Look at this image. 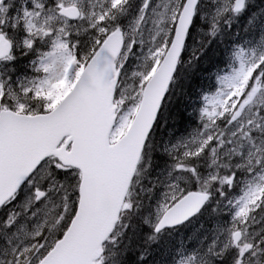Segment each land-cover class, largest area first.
I'll return each instance as SVG.
<instances>
[{
    "label": "snow or ice",
    "instance_id": "obj_1",
    "mask_svg": "<svg viewBox=\"0 0 264 264\" xmlns=\"http://www.w3.org/2000/svg\"><path fill=\"white\" fill-rule=\"evenodd\" d=\"M0 264H264V0H0Z\"/></svg>",
    "mask_w": 264,
    "mask_h": 264
},
{
    "label": "trees",
    "instance_id": "obj_2",
    "mask_svg": "<svg viewBox=\"0 0 264 264\" xmlns=\"http://www.w3.org/2000/svg\"><path fill=\"white\" fill-rule=\"evenodd\" d=\"M210 67H211L210 64L204 63L202 65H198L195 69H193V72L194 73H199L201 71H207ZM193 79L196 80V81H198L199 77L193 76ZM182 101H183V98L180 97L179 99L175 100L174 103H176L177 105H179V103L182 102Z\"/></svg>",
    "mask_w": 264,
    "mask_h": 264
}]
</instances>
